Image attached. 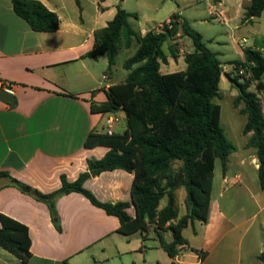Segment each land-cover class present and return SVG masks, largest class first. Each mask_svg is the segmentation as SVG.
Masks as SVG:
<instances>
[{"label":"crops","instance_id":"obj_1","mask_svg":"<svg viewBox=\"0 0 264 264\" xmlns=\"http://www.w3.org/2000/svg\"><path fill=\"white\" fill-rule=\"evenodd\" d=\"M37 1L58 15L60 28L56 33L35 32L16 14L13 0H0V88H15L13 103L0 102V176L51 194L61 189L62 176L76 181L88 171V158L101 159L109 151L85 147L92 131L124 133L127 129L124 112L92 114L91 104L107 101L106 91L124 81L114 82V71L107 72L105 55L97 60L87 56L95 48V31L114 19L124 0ZM181 1L185 0H177ZM227 1L217 4L225 6ZM233 1L244 13L252 2ZM187 3L191 7L193 2ZM178 13L184 18L181 11ZM107 115L108 127L103 123ZM122 118L126 126L114 131ZM110 120H115L112 125ZM251 156L258 173L257 155ZM229 174V161L220 180L214 172L208 221L184 230L187 244L174 258L162 248L154 227L125 236L119 232L118 218L82 194L58 198L59 230L47 204L13 184L4 186L0 188V215L26 226L32 245L27 263L0 247V264H264L262 249L257 252L254 247L256 234L250 236L257 215H251L239 202L240 192L226 197L231 189L252 194L246 185L249 180L238 174L235 187H228ZM258 178L259 174L250 181L256 192ZM133 181V174L115 170L91 177L85 188L104 203L131 202ZM261 193L256 194L262 197L264 191ZM252 200L259 202L255 195ZM166 205L160 204V210ZM129 213L135 217L133 205ZM184 215L186 207L180 211V217ZM164 240L168 244L173 241L171 231L164 233Z\"/></svg>","mask_w":264,"mask_h":264},{"label":"trees","instance_id":"obj_2","mask_svg":"<svg viewBox=\"0 0 264 264\" xmlns=\"http://www.w3.org/2000/svg\"><path fill=\"white\" fill-rule=\"evenodd\" d=\"M13 8L35 32L56 33L60 28L58 15L40 1L13 0ZM263 13L264 0H252L243 22L253 24ZM131 18L138 19V15L118 6L114 19L105 28L95 31V48L87 55L95 60L105 55L109 62L108 73H111L120 51L136 46V53L124 63L128 71L126 80L106 91L107 101L91 104L92 114L124 112L125 132L92 131L85 147H105L109 151L101 159L88 158V171L76 181L70 182L62 176V187L54 193L44 194L16 179L11 178V181L22 193L48 205L59 230L58 198L79 193L109 216L118 218L119 232L125 236L154 227L162 248L174 258L187 244L184 230L196 222L208 221L216 161L222 162L226 172L230 155L237 151L221 126L222 107L215 103L220 98L225 71L218 54L179 13L145 35L133 28ZM181 31L194 44V52L184 56L187 69L162 74V63L167 64L169 59L164 45L179 37ZM171 51L172 58H177L175 51ZM244 58V61L232 62L234 68L237 71L246 68L253 81H262L264 38L257 40L254 47L246 48ZM228 75L238 90L235 105L243 103L245 106L243 113L247 122L243 133L249 135L247 147L256 149L259 179L264 188L263 105L258 95L249 91L250 82L243 83L240 78ZM177 163L180 164L178 169ZM115 170L134 175L131 202L104 203L85 188L91 177ZM180 175H184V179L172 188ZM182 189L186 191V215L180 217ZM165 198L167 205L160 210ZM132 205L135 217L129 213ZM168 231L173 234L169 244L164 240V233ZM31 245L29 229L1 214L0 247L27 263L31 258ZM260 259L264 262V255Z\"/></svg>","mask_w":264,"mask_h":264},{"label":"rangeland","instance_id":"obj_3","mask_svg":"<svg viewBox=\"0 0 264 264\" xmlns=\"http://www.w3.org/2000/svg\"><path fill=\"white\" fill-rule=\"evenodd\" d=\"M188 1H181L179 4V2L172 0H124L122 8L127 12L138 15V19L131 18L130 23L135 30L141 33L151 29L154 25L166 23L173 14L181 11L191 27L203 36L207 46L218 54L227 76L222 78L220 98L216 99L215 103L222 107L221 126L225 131L226 137L237 148V151L229 158L230 180L228 187L233 186V181L237 178L236 175L242 174L248 178L249 183L246 185L251 189L252 193L249 194L244 189H231V192L227 193L226 197L236 196V192H240L237 195L239 202L246 207L251 215H257L254 221V229L250 236L256 234L255 250L259 252L262 249L261 254L264 255V193L262 197L256 194L263 192L264 188H262L259 178L255 184L257 192L255 191L254 183L252 185L250 183L251 179L254 180L258 174L255 168L256 165L252 163L251 156L252 154L256 155V149L247 147L249 135L246 136L243 133L247 122V116L243 113L245 106L243 103L235 105V101L238 98V90L230 81L228 75L230 74L232 78H240L243 83L250 82L249 91L258 95L264 110V78L260 82H255L249 75H240V72L232 64V62L244 61V50L254 47L257 40L264 38V13L260 18H256L253 24H250L243 22L244 10L233 0H228L225 6L214 3L213 0H192L191 7H188ZM82 4L87 11L86 3L82 2ZM171 49L175 51L177 58H172L173 52ZM164 50L169 59L167 64L162 63L161 72L162 74H170L187 69L184 56L187 53L194 52V44L192 39L185 36L181 31V36L165 43ZM135 53L136 46L132 49L123 48L120 51L116 65L113 67L115 83L125 81L128 77V71L124 69V63ZM105 60H107V57H105ZM106 69L108 72V66ZM108 117L109 115L103 121L106 127H108ZM122 126H126L123 118L116 123L114 131H120ZM179 166L180 164L177 163L175 167L178 169ZM214 172L216 179L220 180L223 175V165L219 159L216 161ZM252 195H255V198L259 201L257 204L252 200ZM185 196L186 191L182 189V197L180 199L182 212L185 211L186 207ZM161 204L162 206L166 205L167 199H163ZM188 234H192V229H189Z\"/></svg>","mask_w":264,"mask_h":264},{"label":"water","instance_id":"obj_4","mask_svg":"<svg viewBox=\"0 0 264 264\" xmlns=\"http://www.w3.org/2000/svg\"><path fill=\"white\" fill-rule=\"evenodd\" d=\"M223 76H227V73H224ZM14 98L13 96L9 95L4 88H0V102L4 104L13 103ZM259 164V161L257 162ZM184 179V175H180L179 178L175 181L172 185V188L177 187L180 182ZM12 184V181L7 177H0V188Z\"/></svg>","mask_w":264,"mask_h":264},{"label":"built area","instance_id":"obj_5","mask_svg":"<svg viewBox=\"0 0 264 264\" xmlns=\"http://www.w3.org/2000/svg\"><path fill=\"white\" fill-rule=\"evenodd\" d=\"M202 1H206V0H202ZM239 72H240V75L246 74L247 76L249 75L251 77V73L246 68H241ZM105 78H107V77H105ZM3 88L9 95H11V96L15 95V88L12 85H6V86H3ZM113 122H114V120H110L109 121L110 125H112Z\"/></svg>","mask_w":264,"mask_h":264}]
</instances>
